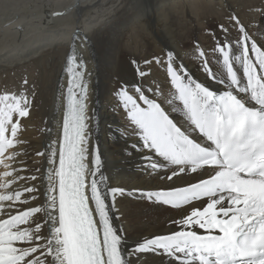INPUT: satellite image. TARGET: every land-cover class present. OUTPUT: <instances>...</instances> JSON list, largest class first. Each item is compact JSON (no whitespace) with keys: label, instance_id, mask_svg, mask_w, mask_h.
Returning <instances> with one entry per match:
<instances>
[{"label":"snow or ice","instance_id":"1","mask_svg":"<svg viewBox=\"0 0 264 264\" xmlns=\"http://www.w3.org/2000/svg\"><path fill=\"white\" fill-rule=\"evenodd\" d=\"M253 24L230 12L204 30L214 60L200 37L188 49L168 44L151 59L131 61L133 81L117 79L109 90L135 140L124 156L139 154L144 179L167 187L113 186L106 174L95 104L89 114L93 73L77 52L108 43L114 61L113 42L74 34L60 93L62 127L49 128L55 138L36 153L45 158L43 172L23 159L22 121L33 108L28 91L0 93V264H148L149 255L169 257V264H264V38ZM192 56L222 91L193 78ZM125 200L168 206L177 216L166 233H145L130 245Z\"/></svg>","mask_w":264,"mask_h":264},{"label":"bare ground","instance_id":"2","mask_svg":"<svg viewBox=\"0 0 264 264\" xmlns=\"http://www.w3.org/2000/svg\"><path fill=\"white\" fill-rule=\"evenodd\" d=\"M205 3L213 6L221 22L230 12L245 23L254 21L251 25L253 33L264 38V33L256 31L257 26H264V16L260 14L264 10V0H0V77L24 65L34 69L30 74L33 108L29 118L22 121L26 145L21 147L28 152L23 157L26 166L44 171L45 158L36 153L44 151L45 145L55 138L48 129L55 127L59 130L62 127L66 99L60 93L66 94L69 79L65 71L66 55L73 44L74 34L79 30L111 41L118 48L114 61L108 43L94 41L91 45H81L77 52L78 56L84 57L87 71L93 73L89 84V114L95 104L99 114L96 136L109 155L106 174L110 183L128 188L167 187L159 180L144 179L138 167L143 163L139 154L133 152L132 158L124 156V147L135 143V140L128 139L123 118L109 90L115 87L117 79L122 83L133 81L131 61L142 63L138 59L141 54V59H151L168 44L188 49L192 43L182 41V34L193 32V38L200 37L207 50L206 55L214 60L216 57L211 55L209 47L211 41L203 33L205 29H214L215 25L211 23L206 28L201 27L197 12ZM231 35L234 37L235 32ZM189 55L184 53L186 60ZM200 64L198 56H192L187 64L193 78L222 91V86L205 78ZM156 75L163 79L162 72L158 71ZM128 150L133 151L130 147ZM0 170L3 171L2 168ZM32 174L39 175L21 173ZM185 182L187 180L173 182L171 186H182ZM123 208L132 221L127 233L130 245L145 233H166L167 221L177 216L176 211L168 206L146 207L132 200H125ZM146 259L148 264H169L171 258L149 255Z\"/></svg>","mask_w":264,"mask_h":264},{"label":"rangeland","instance_id":"3","mask_svg":"<svg viewBox=\"0 0 264 264\" xmlns=\"http://www.w3.org/2000/svg\"><path fill=\"white\" fill-rule=\"evenodd\" d=\"M203 1V0H202ZM200 3V2H199ZM251 5V3H248ZM215 9L213 6H210V3H205L197 9V12H199V21H201V27L206 28L211 23L216 25L217 23L221 22V17L215 13ZM219 16V17H218ZM208 18L210 21H208ZM136 34V33H135ZM183 39L185 43H192V38L194 36V33L191 32L190 34H182ZM142 55V54H141ZM141 55L138 56L139 61H143L144 57L141 59ZM10 71V70H9ZM34 73L33 67L28 66H21L18 68V70L11 71L5 73L2 77H0V93L4 91H24L27 90L30 96V93L32 92V80L30 77V74ZM27 80V85L24 84V81ZM1 171V170H0Z\"/></svg>","mask_w":264,"mask_h":264}]
</instances>
